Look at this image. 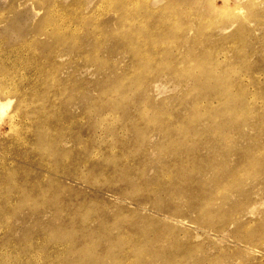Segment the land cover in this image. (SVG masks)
<instances>
[{"label": "rangeland", "instance_id": "1", "mask_svg": "<svg viewBox=\"0 0 264 264\" xmlns=\"http://www.w3.org/2000/svg\"><path fill=\"white\" fill-rule=\"evenodd\" d=\"M0 264H264V0H0Z\"/></svg>", "mask_w": 264, "mask_h": 264}]
</instances>
